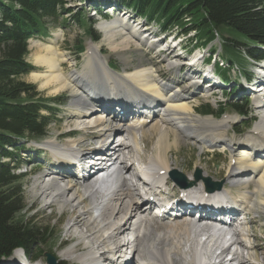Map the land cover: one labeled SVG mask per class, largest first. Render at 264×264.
<instances>
[{
  "label": "bare ground",
  "instance_id": "bare-ground-1",
  "mask_svg": "<svg viewBox=\"0 0 264 264\" xmlns=\"http://www.w3.org/2000/svg\"><path fill=\"white\" fill-rule=\"evenodd\" d=\"M99 30L101 40L122 59L121 70L110 67L108 58L94 44H90L91 53L85 55L81 67L71 69L73 60L55 44L57 33L46 45L37 41L31 45L36 46L33 63L43 69L31 71L30 78L49 94L69 93L66 110L68 121L74 125L44 140V146L51 152L50 166H53L34 177L31 187L34 196L43 199V207L69 208L67 231L82 228L78 242L69 248H59L58 255L75 259L79 264H120L123 253L115 255L126 249L131 260L125 264H259L255 245L249 242L251 235L255 237L250 225L253 220L240 222L239 217L251 213L264 216V100L262 105L253 107L259 117L252 128L241 137L229 135L236 116L227 113L216 119L196 113L188 92L190 88L200 87L194 76L186 73L185 80L191 84L179 86V80H163L157 69L159 66L150 61L141 59L138 64L131 65L128 51L139 50L142 54L144 49L140 42L133 43L126 36V30L134 31L132 38L139 34L123 21H103ZM117 36L123 40L115 43ZM149 40L144 38L147 43ZM162 40L159 38L157 43ZM157 43L151 44V48ZM163 50L165 53L172 47L167 45ZM167 59L171 62L167 67L174 68L171 67L173 58ZM258 69L264 71V66L259 65ZM195 80V87H192ZM87 88H94L90 92L96 90L97 101H105L104 105L99 104L102 106L99 112L93 109L99 105L90 104ZM211 90L206 87L200 93L207 98ZM259 96L255 94V102L261 101L257 99ZM129 113L133 118L121 126ZM119 127L131 142L115 140L110 144L107 155L114 157L109 158L110 165L105 160H93L78 171L72 169L70 157H83L91 149L89 146L104 141L108 132H116ZM148 131L155 134V139L153 149L146 151L143 137ZM182 137L207 149L215 148L217 144H211L216 141L228 153L225 178L230 181V188L224 185L220 191L207 193L199 180L185 188L174 185L170 190L173 198L178 196L176 201L162 196L172 182H168L169 174L178 170L169 151L178 146ZM134 163L140 166L139 171H135ZM205 164H195L202 176H208ZM80 171L87 174L78 176ZM139 175L149 180L144 182ZM191 178L188 174V180ZM134 180L141 182L143 187L149 186L156 194L163 190L160 198L165 203L160 207L172 205L175 209L171 210H177V214L164 213L159 224L152 221L146 207L148 202L142 199ZM78 188H82V192ZM176 188L180 189L177 194L174 193ZM231 188L238 189L236 194ZM88 199L91 201L86 205ZM187 203L199 208L200 216L206 207L222 213H217L219 217L214 218L211 225L198 228L188 217L190 209L183 208ZM236 205L240 213L234 218L231 214L237 211ZM203 218H198L200 224ZM242 240L249 242L248 247ZM22 253L20 249L14 251V255ZM39 260L45 264L43 258ZM14 262L12 257L0 264Z\"/></svg>",
  "mask_w": 264,
  "mask_h": 264
},
{
  "label": "trees",
  "instance_id": "trees-1",
  "mask_svg": "<svg viewBox=\"0 0 264 264\" xmlns=\"http://www.w3.org/2000/svg\"><path fill=\"white\" fill-rule=\"evenodd\" d=\"M84 1L98 11L103 4L125 7L161 31L178 30L182 35L192 32V48L207 47L217 36L227 33L222 43L227 62L239 56V45L245 46L244 52L251 60L264 57V0ZM65 4V0H0V259L8 258L16 248H22L32 259L43 258L45 251L36 247L33 255L32 248L51 236L47 225L29 222L22 216L24 175L15 174L20 165L15 150L20 151L24 142L44 137L60 112L58 107L65 103L61 97L34 99L32 87L20 79L34 70L26 60L28 40L47 36L49 21L69 14ZM68 16L98 40L93 21L87 23L79 14ZM81 50L80 46L79 53ZM216 65L225 75L221 65ZM233 109L243 114L241 106L233 105ZM201 112L209 113L211 109L204 105Z\"/></svg>",
  "mask_w": 264,
  "mask_h": 264
},
{
  "label": "rangeland",
  "instance_id": "rangeland-1",
  "mask_svg": "<svg viewBox=\"0 0 264 264\" xmlns=\"http://www.w3.org/2000/svg\"><path fill=\"white\" fill-rule=\"evenodd\" d=\"M65 1H66L65 7L66 9L70 11L69 12L70 15L79 14V17L82 16L87 23L94 21L93 31H94V34L98 35L99 38L96 41L93 40L90 37V35H88L84 31V29L80 26L77 20H75L72 16H68L69 14H67V16L63 15V18L59 17L55 21H49V24H48L49 31L46 37L31 38L28 41V54L26 56V60L27 62L33 65L34 67L33 71L41 70L43 68L33 63L34 54L36 52V48H35L36 46H33L34 47L33 48L31 46L32 42L37 41L43 45H46L49 43L50 38H52V35L55 33L59 34L58 38L55 41V44L60 50H62L66 54V57L73 60L72 62L73 66H70L71 69H74V68L78 69L81 67V65L84 62L85 55H88L91 53V50L89 49L90 44H94V46H98L100 48L101 53L104 54L108 58L110 65L112 67H115L116 69L121 70L123 68L122 59L116 53H113L109 49V46L101 40L102 33L99 30V24L101 22L113 21V20L118 19L120 21H123L127 26L133 27L134 30L137 29V32L139 34L137 38H132L133 32H134L132 30H126L125 31L126 36H128L130 40H133V43L134 41L140 42L142 44L141 45L142 48L144 49L142 54L139 52V50L131 49L130 51H128L130 59H131V63H130L131 65L138 64L139 60L141 59L150 61L154 65L159 66L157 67V69L160 71L163 80L166 79L165 81H168V82L170 78L176 79L177 81L179 80L177 82V85L179 86L191 84V82L185 80L186 73L188 74V72L189 74L194 73L192 75L195 77V79L197 78V75L195 74L196 71H193V68H191L192 66L190 67L184 64V62L188 61V59H185V58L182 59L181 57L180 58L177 57V59H174L173 56L175 54L173 50L175 49V47H173V45L168 44V41L166 44L163 41H162L163 43L161 42L157 43V40L161 38L162 36H166L168 40L170 36H173L174 34H178L179 32H168L166 34H159L158 28L156 27L155 24L147 25L144 23L142 19H136L133 16V14L129 12L127 14H124L122 16L120 15L117 17L103 16V15L97 14L94 11L93 7L86 4L84 0L83 2L80 0H65ZM113 13L119 14V12H113ZM192 35L193 33H190L184 37L179 36L180 37L179 39L182 41L181 45H185L189 48L191 46V41L189 37ZM226 36H228L227 33L221 34L220 37L216 39V41L214 42L213 48H218V50L221 51L219 56L223 55L222 50L219 49V43L222 42V39H224V37ZM141 37L149 38L150 39L149 42L151 41V43H157L156 46H154V48H148L149 47L148 45L150 43H147L146 41H145L146 43L141 42V40H143ZM176 37H178V35H176ZM121 40H123V37L117 36L115 43L121 42ZM167 45H170L172 47V50L165 52V53L163 51L161 53L159 50L164 49L165 46ZM80 46L82 47L81 51L83 50L84 51L83 52L80 51L79 53ZM244 48L245 46L239 45L237 49L242 52L244 51ZM193 53L204 55V56L207 55L206 50H200V51H196ZM167 58H173V63L174 61H178L181 64L180 67H175L172 63L171 67H174V68L169 69L167 66H169L171 62L170 61L168 62ZM243 59L244 61L242 62L241 60L240 64L237 65L236 69L230 71L229 78L231 79L232 82L229 84V87L213 88L209 86V88H212L211 91L213 95L207 98H203V96L199 94L200 89L197 90L194 88H190L188 90L189 94L191 93V96H192L191 102L194 105L196 113H198V110L201 108L203 104H209L210 107L213 108L214 110H216L217 108L219 109V107H222L226 114L228 113L233 116H236V119L231 126L238 133H241L242 131L244 133L241 135L239 134L237 135V133H234V130L232 129L230 130L229 135L235 134L238 137L243 136L246 133V130L247 129L249 130L250 128H252V126L255 123V122L251 123V121L254 118L253 117L254 114H250V111L252 110V101H253L254 95L249 91H244L243 87H239L235 90L233 89L236 84L240 83L239 86H241L242 77L240 76V71L243 72V70L251 69L253 65V63L246 57V54H243ZM253 67H252V70L254 71L256 68L255 67L253 68ZM30 73L22 76L20 79L24 83L32 87L31 94H36L34 99H36L37 97H41L44 99L61 97L62 100L63 99L65 100V103L58 107L60 109V112L56 116L55 121H52L47 127V133L44 137L42 138L40 137L37 139H31L32 141H30L29 143L27 144L24 143L25 144L24 150H20V151L15 150L16 153L19 155L18 160H20L22 163V165L19 166V168L15 171V174L24 173L23 180H22V183L24 186V191L22 195V197L24 198L23 200L24 210L22 212V216H24V218H27L26 220H28L29 222L35 221L36 223H39L41 226L47 225L49 229L51 230V236H49L44 243H40L38 245L33 246L32 248L34 249L32 252L33 255L36 254L37 249H40L42 251H45L43 260L47 258L46 253H50L56 258V263L60 261H65L66 264H78L76 263L77 261L75 259L72 260L71 258H67L65 256H59L58 249L59 248L65 249V248H69L75 245L78 242V234L82 230V228L76 227V228L71 229L70 231H67L66 222L68 218L70 217L69 208H64L61 210L57 205H53L50 208L43 207V204H44L43 199H40L37 196H34V193L31 189L34 177L42 175L43 173H45L47 169L53 166V165L50 166L52 162L51 158H49V156H51V152L48 151V148L47 150H44L46 149V147L44 146V140L55 136L59 131H65L67 129L74 127L73 123L72 122L70 123L68 121V115H67L68 113L66 110V105L70 102V96L67 91H62L59 94H53V93L49 94L47 90L39 87L38 82L33 81L30 78L29 76ZM195 84H196V80L193 82L192 87H195ZM93 89L94 88H87L89 92L90 90H93ZM205 89H206L205 87H201V90H205ZM87 94H90V93H87ZM230 103L237 104L241 106L242 109H246V111H248V114L246 113L245 116H238L237 114L232 112V110L228 106V104ZM201 116H204V115H201ZM215 118L218 119V117H215ZM254 119L257 121L258 118L256 117ZM247 125L249 126L247 127ZM150 131L147 132L148 134L146 135V137L145 136L143 137L146 142V147H145L146 151L152 150L154 147L152 144L154 143L155 134H153ZM140 145L143 146L145 144L140 143ZM42 150H44L43 153H39L40 151L42 152ZM227 155L228 153L224 152L221 147H216L213 149L202 148L197 142H192L184 137L180 139L177 147H173L169 151V157L176 164L177 169L180 172L184 173L186 177L188 176V174H191V177H192V174L194 170L196 169L195 167L197 166L195 164L199 163L203 165L206 163L205 168H206L207 174L208 176L211 177L212 180H221V179L226 180L225 172H226L227 164L229 162V156ZM173 167H174V164H173ZM71 180L73 181L74 178L73 179L71 178ZM170 181L171 180H168V182ZM229 186H230L229 183H227V187ZM78 190L82 192V188H78ZM231 190L233 191V193H236L235 191L238 189L231 188ZM176 191L177 189L174 190L175 193H177ZM90 201L91 200L88 199L86 202V205H89ZM248 217H249L248 218L249 220L251 221L253 220L252 223H250V225L251 227H253V231H254L253 234L255 236L253 238V236L251 235V238H250L251 241L249 240V242L255 245L254 251L257 252V259L260 258L258 260L260 262L259 264H264V216H262V214L258 215V213H255V214L251 213L249 214ZM155 221L156 220H154V222ZM166 222H169V221H166ZM159 223H161V220L156 221V224H159ZM205 223L206 221L204 220L203 222H201V224H205ZM201 224L200 223L197 224V227L201 228L202 227ZM36 247L38 248L36 249ZM244 254H246V252H244ZM13 264H17V263H13ZM35 264H43V263H40V260L38 258L37 261H35Z\"/></svg>",
  "mask_w": 264,
  "mask_h": 264
},
{
  "label": "water",
  "instance_id": "water-1",
  "mask_svg": "<svg viewBox=\"0 0 264 264\" xmlns=\"http://www.w3.org/2000/svg\"><path fill=\"white\" fill-rule=\"evenodd\" d=\"M171 176L173 178V180L177 181V182H184L185 181V176L177 171H172L171 172ZM194 178L195 180H198L199 178H201V174H200V170L196 169L195 173H194ZM207 190L208 191H213V190H218L221 188L222 182H213L210 180L209 177L207 178H203ZM47 255V259H48V263L49 264H54V257L52 255H50L49 253H46Z\"/></svg>",
  "mask_w": 264,
  "mask_h": 264
}]
</instances>
